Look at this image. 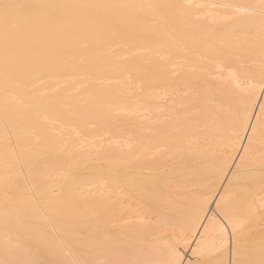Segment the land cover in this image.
<instances>
[{
  "label": "bare ground",
  "instance_id": "6f19581e",
  "mask_svg": "<svg viewBox=\"0 0 264 264\" xmlns=\"http://www.w3.org/2000/svg\"><path fill=\"white\" fill-rule=\"evenodd\" d=\"M192 1L187 0L182 4L181 0H0V4L7 2L25 6L18 10L17 26L9 40L14 46L35 53L28 60L13 62L7 77L0 56V114L8 131L17 132L26 139V132L33 130L42 141L40 147L56 148L43 165L56 170L66 162L72 172L82 174L83 172L78 171L79 163L62 155L64 150L60 148L63 145L56 147V141L40 121V115H50L65 123L74 124L77 128L69 136L67 148L76 152L83 164L91 158H105L107 165L89 163L84 174L100 176L109 182L105 187L83 192L87 196L78 198L75 194L77 189L72 188L75 181H53L43 175L34 176L29 169L38 166L35 156L26 146L18 143L12 145V138L0 128V199H4L0 202V259L3 258L5 247H11L17 255L39 264H71L74 260L84 258L82 253L85 252L88 259L103 261L113 258L116 245L126 248L127 258L135 259L139 255L137 249H145L146 256L150 249L162 248L174 237L183 241L184 232L190 226L187 220L190 205L206 198L208 203L204 205L202 215L211 218L215 213V201L219 200V196L215 193L209 195L210 185L215 182L219 192H223L216 179L217 169L225 153L231 151L236 113L247 103L253 91L257 97L256 103H264L259 87L264 72L259 17H242L241 13L231 11L234 8L222 5H227L228 2L236 5L257 4L259 0H226V4L221 3L222 0H207L206 6L210 8L205 13L226 14L227 10L231 13L217 17L207 16L209 18L204 22L193 19L192 16L199 13L190 12L192 14L189 15L188 6H197L206 1ZM72 4L127 7L95 9L87 14L75 9H47L37 12L27 7ZM157 4L172 7L159 12L148 7ZM174 11L185 15V20L181 23L179 19L183 16L180 14L182 17L177 20L180 25L176 21L174 24L164 21V17L176 13ZM175 16L173 15V19ZM228 19L233 22H230L231 26L225 27L229 23ZM251 20L257 22L253 31L249 29ZM219 38L225 41L222 45L224 47H219V43L223 42ZM118 43L131 44L133 48L152 49L157 58L153 56L149 65H144L140 56H135L133 63L117 62L109 49ZM3 44L4 37L0 33V51ZM162 49L168 50L167 57ZM219 59L223 64L217 66L215 60ZM250 62L254 63L251 68L241 66ZM121 69L134 70L135 77L145 88L150 82L156 84L152 92L148 89L141 91L144 93L133 107L125 102L96 103L81 107L67 95L72 87L70 81L53 82L57 78H82V83L91 82L88 89L95 95L116 98L120 93L119 88L98 87L94 81L102 77H115ZM219 69L224 72L214 71ZM181 70L183 72L179 76ZM61 84L66 88L60 87L51 99L52 102L48 97L40 95ZM180 86L183 87L182 90ZM182 95L194 97L198 101V109L202 113H199L200 116L189 120V112L175 108L180 104L179 99L180 102L184 101ZM62 102L69 108L68 111L59 109ZM232 109V116L224 120V114ZM119 111L125 113V116L122 115V133L119 132L122 135L85 146L80 133H88L84 126L88 123L104 124L114 117L113 113ZM255 111L258 114L259 108ZM70 113H74L76 118L70 117ZM199 121H207L206 130L204 129L206 132L202 130L200 134L206 137L204 141L208 136L223 132L224 142H209L205 145V141L203 149L199 148V143L194 139L189 140L183 148L184 138L188 137L187 133ZM230 123L232 126H229ZM201 126L202 124L197 128ZM112 131L116 133L117 130ZM94 138L98 139L99 136L92 139ZM242 143L246 144V141ZM180 146L183 150L172 156L171 149L176 147L178 150ZM254 147L255 152L250 162L256 174V184L249 201L257 211V218L248 231L251 238L257 241L264 235V224L259 219L264 193L260 191L259 183L261 149L259 144ZM162 149H166L165 152ZM170 157L173 159L170 160ZM239 162L238 159L236 164ZM14 164L16 166L12 168ZM118 176H123L125 183L119 181ZM195 184L199 185L198 189L192 188ZM28 189L32 191L34 198L28 195ZM60 191L73 195L74 198L64 195L59 200H53L54 195ZM144 200L152 203L154 210L158 209L161 216L158 222L147 217L148 211L144 217L137 208ZM167 201H171L170 208L160 211ZM37 206L47 212L46 219L52 226L57 225L60 234L56 231V234L51 235L32 224L26 225L18 221L23 216H36ZM200 239L199 235L194 237L195 241ZM204 242L212 247L218 243V236L210 232ZM195 246V242L191 243V248Z\"/></svg>",
  "mask_w": 264,
  "mask_h": 264
},
{
  "label": "snow or ice",
  "instance_id": "6c2138e0",
  "mask_svg": "<svg viewBox=\"0 0 264 264\" xmlns=\"http://www.w3.org/2000/svg\"><path fill=\"white\" fill-rule=\"evenodd\" d=\"M200 5H197L199 7ZM25 7L19 4H0V33L4 37L3 49L0 51L4 63L5 76L13 62H23L30 59L34 52L14 46L9 37L17 26L18 10ZM37 12L47 9H75L82 13H90L95 9H120L126 5H100V4H72V5H29ZM153 11L159 12L172 7L167 4L149 5ZM232 7L242 17H259V37L261 54L264 55V0L257 4L248 5H222ZM235 19V17H232ZM257 22L251 20L250 31L256 28ZM255 37L253 36V39ZM264 67V64H262ZM261 95L264 96V72L262 82L259 85ZM255 85H253V89ZM256 94L253 91L247 103L236 113V128L233 132L234 139L231 143V151L225 153L222 163L217 169V181L223 192H219L216 183L210 185L209 195L215 193L219 200L215 201L216 211L209 218L202 215L204 205L208 203L205 198L199 203L190 205L187 209L189 227L184 232L183 241L173 238L166 242L162 248L150 249L145 256V249H137L139 255L135 259L127 258L128 253L124 246L116 245L112 259L94 261L87 258V253H82L84 258L74 260L71 264H264V235L258 242L254 241L250 232L251 225L255 223L257 211L251 207L249 197L252 195L256 174L250 158L255 152V145H260V191L264 193V103H256ZM259 108L258 114L255 109ZM246 141V144L242 143ZM242 152V154L237 155ZM239 163H234L235 159ZM226 182V183H225ZM171 206L167 201L160 209L166 211ZM259 219L264 224V197H262L259 209ZM207 221V222H205ZM128 223H131L130 221ZM200 229H203L201 232ZM213 232L218 236V243L208 247L204 238ZM199 235L201 239L195 241ZM196 246L191 248V256L185 255V249L191 243ZM0 264H39V262L17 255L11 247H5Z\"/></svg>",
  "mask_w": 264,
  "mask_h": 264
},
{
  "label": "rangeland",
  "instance_id": "374dc122",
  "mask_svg": "<svg viewBox=\"0 0 264 264\" xmlns=\"http://www.w3.org/2000/svg\"><path fill=\"white\" fill-rule=\"evenodd\" d=\"M185 1H187V0H185ZM185 1L181 0V3L184 4ZM195 1H197V0H193L192 3H195ZM202 1H204V0H202ZM205 1L206 2H204L202 4H198V5H200L199 7H197V6H188V8L190 10L189 11L187 9L188 12H189V15H191L193 12H194L193 14H195L196 12L199 13V14H196L195 16L194 15L192 16L193 19L196 18V21L202 22L200 20H203V22H204V21H206L205 19H207L209 17H214V16L217 17L220 14L226 15L227 13H231V11H233L234 13L236 12L233 9L231 11L230 10H227V11L225 10L226 14H224V13L214 14L213 12L205 13L210 8L209 6H206V5H208L207 4L208 3L207 0H205ZM214 1H217V0H214ZM220 1L221 0H219L217 2H220ZM225 1L226 0H224V1L222 0L221 3H225L226 4L227 1L226 2ZM228 4H229V2L227 3V5ZM201 5H204V6H201ZM229 5H236V4H229ZM192 7H194V8L197 7L195 9L196 10L198 9V10H201V11H196ZM221 9H225V8H221ZM222 11H224V10H222ZM174 12H176V13H174V14L171 13V15L169 16L170 18L168 16H165L164 17V21L165 22L167 21L169 24H174L175 23L174 21H176L177 24L179 23L178 25H180V21H177V20L183 16L182 19H179V20H181V23H183L184 20H185V18H184L185 15L181 14V13H179L177 11H174ZM190 12H192V13L190 14ZM173 15L174 16L175 15H177V16L180 15V16L179 17L175 16L174 19H173ZM207 16H209V17H207ZM168 18H169L170 21H168ZM198 18H199V20H197ZM172 19H173V22H172ZM228 21H229V23L227 25H224L225 27H228V25L231 26L230 22H233V21H231L229 19H228ZM219 39L223 40V38H219ZM224 42L225 41L223 40V42L219 43L220 44V45L218 44L219 47H224V46H222V45H224ZM128 45H130V47ZM131 47H132L131 44H126L125 45V44H122V43H118V44L113 45L109 49V53L113 56L114 60L117 61V62H125V61H127V62L133 63L134 59L136 58L135 56H137V57L140 56L144 65L151 64L150 62L154 59L153 56L157 58V55H155V53L152 52L153 51L152 49H149V48H146V47H142V48H133V47L131 48ZM182 48H184V47L182 46ZM161 51L166 55L165 57L168 56V53H167L168 50L162 49ZM215 61L217 63L216 64L217 66L223 64V61L220 60V59L219 60H215ZM212 64H213V62L211 63V65ZM243 65H244V67L248 66V68H251V66H253L254 63L250 62L248 64H242L241 66H243ZM214 71L216 73H219L221 71H222V73L224 72L223 69L214 70ZM117 72H118V74L115 77H102L101 79H99L97 81H94V83L98 87L99 86H108V87L114 86V87L119 88L120 93H119V95L116 98L110 97L109 95H102L101 97L95 95L92 91H90L88 89L89 83H91V82L87 81V82L82 83L81 82L82 78H78V77L77 78L76 77L69 78V79L57 78L53 82H55V83H64L66 80L70 81V84L72 85V87L71 88L69 87L70 91H69V93L67 95H68L69 98H73L74 100H76V102H78L77 104L80 105L81 107L91 106V105H94L96 103L101 105V104H103L105 102H115L117 104L125 102L128 106L133 107L132 105L135 104L137 102V100L139 101V99H141L142 93H144L146 91L145 89H148V90H150L152 92L153 89L156 86L155 82H154V84H153V82H150V84L147 85V87L145 88L144 85L137 80V78L135 77V75L133 73L134 70H132V69H123V70L121 69V71H117ZM182 72H183V70H181L180 74L178 72L177 75L179 74V76H180ZM150 85H152L154 87H152ZM60 87L61 88H66V86L64 84H61L59 87L55 88L54 90L42 92L40 95L43 96V97L44 96L48 97L49 101L52 102L53 100H51V99L54 97V95L56 94L57 90ZM179 88L182 90L183 87L180 86ZM140 89H142V90H140ZM141 91H144V92L141 93ZM186 96L187 95H182L181 96L182 99H184V101L182 100L180 102V99H179L178 102L180 104L175 106V108H177V109L179 108L178 111L189 112L187 114V117H188V119L191 118V120H192V119H195L197 116H200V114H202V113H201V109H198V108H200V107H198L199 106L198 103H197L198 101L194 97H189V96L186 97ZM193 99H195V100H193ZM185 101H186V103H184ZM191 101H193L196 104H194ZM112 104H114V103H112ZM172 104L175 105L174 103H172ZM59 109H62L64 111H68L69 108L66 105H64L63 102H62L61 104H59ZM190 110H192V111H190ZM232 111H234V109L229 110L227 113L224 114V117H223L224 120H226L228 117L232 116ZM122 113L123 112H120V111L116 112V113H113L114 117H112L111 120H109L108 122H105L104 124H97V123H95V124L94 123L93 124L92 123L86 124L84 126V128H85V130L88 131V133H84V131H81V132L79 131L81 133V139L83 140L84 145L87 146L88 144L90 145V143L91 144H96L99 141H104V140L108 141V140H111V139H115L116 135H119V136L122 135L121 133H122V129H123V126H122V124H123V116H125L124 115L125 113H123V114ZM137 114H139V113H137ZM227 114H229V115H227ZM194 115H195V117H194ZM225 115H227V116H225ZM69 116L72 117V118H76V115H74V113H70ZM190 116H192V117H190ZM40 121L46 126V128H48L49 133L52 135V137L56 141V147H59V146L63 145L62 148L59 147L60 149L64 150V154H62V155L63 156L66 155V156L70 157V159L72 161H74L76 163H79L78 171H80L81 173L83 172V173L82 174H78L76 172H72V170L69 169L66 166V164H65L66 162L63 163L62 168L56 169V170L53 167L43 165L44 162L48 158H50L51 154L56 150V148L45 149L44 147L43 148L40 147L42 141L39 138V136L36 134V132H34L33 130H28L26 132V139H25V137L24 138L21 137L17 132L8 131L7 125H6L5 121L3 120V118H2V116L0 114V128L4 131L5 134H8V136L12 138L10 140L11 141L10 143H12V145H14V143H18V144H20L22 146H26L27 149L37 159V163H36L38 165L37 168L29 169V171H31L34 176H35V174L43 175L45 177H49L53 181H55L56 179H63L65 182H69L70 181L71 183H74V181H75V183L72 184V188L77 189V192L75 194H76V196L78 198H82V197L87 196L85 193L82 194L83 192L92 191V190H95V189L99 188L100 186L101 187H105V186L109 185V182L107 181L106 178L103 179L100 176H96V175L87 176V175L84 174L85 168L88 166L89 163L100 164L102 166L107 165L106 164L107 160H105V158H102L100 160H97L96 158H91V160L89 162H84V164H83L82 160L79 159V157H77L76 152H74V151L71 152V151H69V148H67L66 142H68L69 136H71V134L77 128V127L75 128L74 124L72 125V123H65V122L59 120L56 117H53V116H50V115H45V114H41L40 115ZM197 123L194 126L195 128H193V130H191V131H189L187 133L188 137H186V139L184 138V141L182 143V147L183 148H184L185 145L187 146V144L190 141L194 140V139H195L194 140L195 142L199 143V145H200L199 148L201 147L203 149H205L204 146L207 145L209 142H211L212 144L213 143L214 144H222L224 142L223 132H222V133H217L218 135H216V136H208L209 138H207V140H205L207 142L206 143L204 141V139L206 137H202L200 134L202 132H206L205 131L206 130L205 127L207 126V121H203V122L199 121ZM201 124H202V126H204V125L205 126L204 127L201 126L200 128H197ZM229 126H232V124L230 123ZM113 129L117 130L116 133H113V131H112ZM119 132H121V133H119ZM89 133H91V135H89ZM97 136H99L98 139H96V138L92 139L93 137H97ZM166 136H169V135H166ZM196 138H198V139H196ZM217 141H219V142H217ZM181 149H182L181 146L178 148V150H177L176 147H174V148L171 149V152L170 151L169 152L173 156L176 153L178 154L179 152H181L183 150V149L182 150ZM165 150L166 149H162L163 152H165ZM237 155H239V153ZM170 158H169L170 160L173 159V157H170ZM237 160H238V158L235 159L234 163H236ZM15 166L16 165L14 164L11 167L14 168ZM19 171L22 172V170H19ZM70 173H71V175H70ZM72 176H74V177H72ZM71 179L73 180V182H72ZM118 179H119V181H123L122 183H125L124 182L125 178L123 176H118ZM100 183H101V185H100ZM198 186L199 185L195 184V186H193L192 188L193 189H198L199 188ZM192 188H191V190H193ZM126 190H129V189H126ZM27 193H28V195L31 198L32 197L34 198L33 193H32V191L30 189L27 190ZM79 194H82L83 196L82 195L80 196ZM64 195H66V196L68 195L69 197L70 196L73 197V195H69L67 193L63 194V192L60 191V193H57V194L54 195L53 200H59ZM133 196H134V194H133ZM3 200L4 199H0V202H3ZM141 201H143V200H141ZM144 201L145 202H140V205L137 208L140 209L142 215L144 214L143 215L144 217L148 213L147 214L148 216L146 215L147 217L150 216V218H152L153 221L158 222L160 220V218H161V216L159 215L158 209L154 210V208L152 207V203L151 204L148 203L149 202L148 200H144ZM146 201H148V202H146ZM142 205H143V208H142ZM145 205L147 206V208H146ZM37 211L38 212H37L36 216L35 215L23 216L21 218H18V221L20 223L26 224V225H31L32 224V225L36 226L39 230H41V231L44 230L45 232H47L48 234H51V235L56 234L57 233L56 231H58V234L61 233L57 229L58 228L57 225L52 226V224L48 221V218L46 219V217L48 216L46 211H42V210L38 209V206H37ZM10 218H12V215L10 216ZM53 229H55V230H53ZM258 241L259 240H257L256 242H258ZM190 249H191V244L185 250V255L188 256V257L191 256L190 255V252H191Z\"/></svg>",
  "mask_w": 264,
  "mask_h": 264
}]
</instances>
